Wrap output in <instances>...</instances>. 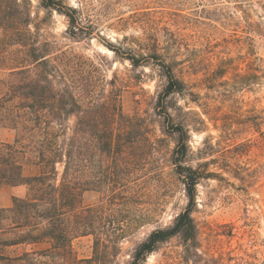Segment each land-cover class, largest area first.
Segmentation results:
<instances>
[{
    "label": "rangeland",
    "instance_id": "1",
    "mask_svg": "<svg viewBox=\"0 0 264 264\" xmlns=\"http://www.w3.org/2000/svg\"><path fill=\"white\" fill-rule=\"evenodd\" d=\"M20 1L28 23L0 25V39L8 35L1 54L42 47L57 87L69 85L85 106L117 99L126 115L138 118L137 141L123 155L101 157L82 148L81 178L94 182L83 204L102 207L115 223L73 239L74 255L95 257L98 237V264H127L153 230L174 224L188 204L174 161L184 142L182 164L200 176L192 211L196 235L161 242L146 264H264V0H64L81 14L79 37L71 36L65 15L40 0ZM155 45L159 61L134 66L127 58L148 56ZM161 63L184 83L182 91L166 93ZM9 77L0 70V97L6 91L1 80ZM86 80L94 87L83 101L79 86ZM15 137L14 129L0 125V142ZM23 171L39 169L25 163ZM28 192L27 185L0 182V208ZM50 247L40 242L0 252Z\"/></svg>",
    "mask_w": 264,
    "mask_h": 264
},
{
    "label": "trees",
    "instance_id": "2",
    "mask_svg": "<svg viewBox=\"0 0 264 264\" xmlns=\"http://www.w3.org/2000/svg\"><path fill=\"white\" fill-rule=\"evenodd\" d=\"M40 2L45 9L65 15L71 36H80L82 17L77 7L65 4L64 0ZM21 4L20 0H0L1 26L6 28L9 19L28 23L29 19L19 7ZM7 37L0 39V44H6ZM22 47L19 49L27 46ZM27 48V52L23 50L18 55L0 53V70L10 74L8 80H1L6 91L0 97V125L16 131L13 142H0V182L27 185L29 189L24 197L13 196L11 207L0 208V249L40 242H50L51 247L14 255L0 252V264H98L96 259L102 244L98 237L95 257L79 259L72 248L73 239L95 234L115 223L108 219L102 207L83 204V192L94 182L81 178L82 148L86 153L98 151L101 157L123 155L131 143L137 141L139 133L135 122L138 118L126 115L117 99L111 105L91 101L85 106L81 102L82 95L78 96L69 85L56 86L53 65L44 49L34 44ZM146 57L149 59L145 60ZM127 58L134 66H140L151 59L159 61L161 55L155 45L148 56L131 53ZM161 65L167 68L169 79L166 93L182 91L184 83L176 78L172 68L165 63ZM86 82L88 84L79 86L85 91L83 101L94 87L90 80ZM71 117L76 118L73 124L69 122ZM178 153L174 161L185 184L187 207L172 226L153 230L136 247L127 264H146L147 256L161 242L175 235L187 239L196 235L192 211L200 176L192 167L182 164L186 155L184 142ZM104 162L102 160V164ZM25 163L38 167V173L25 175Z\"/></svg>",
    "mask_w": 264,
    "mask_h": 264
},
{
    "label": "crops",
    "instance_id": "3",
    "mask_svg": "<svg viewBox=\"0 0 264 264\" xmlns=\"http://www.w3.org/2000/svg\"><path fill=\"white\" fill-rule=\"evenodd\" d=\"M20 187V186H19Z\"/></svg>",
    "mask_w": 264,
    "mask_h": 264
}]
</instances>
